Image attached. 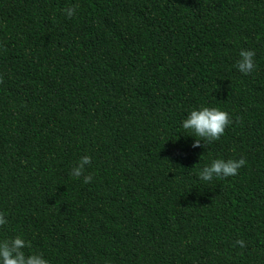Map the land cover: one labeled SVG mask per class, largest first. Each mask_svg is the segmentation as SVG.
<instances>
[{
  "label": "trees",
  "instance_id": "obj_1",
  "mask_svg": "<svg viewBox=\"0 0 264 264\" xmlns=\"http://www.w3.org/2000/svg\"><path fill=\"white\" fill-rule=\"evenodd\" d=\"M201 106L232 123L192 148ZM0 212L49 264H264V0H0Z\"/></svg>",
  "mask_w": 264,
  "mask_h": 264
},
{
  "label": "clouds",
  "instance_id": "obj_2",
  "mask_svg": "<svg viewBox=\"0 0 264 264\" xmlns=\"http://www.w3.org/2000/svg\"><path fill=\"white\" fill-rule=\"evenodd\" d=\"M77 8L78 5L65 8L63 11L67 18H72L76 14ZM255 55L254 49H241L239 59L234 67L243 75H249L256 67ZM231 123L232 118L227 111L218 107L201 106L190 110L181 122V126L183 130L189 133L188 136L194 137L192 148H205L206 144L220 140ZM91 162V156H81L76 165L70 169L69 176L76 180L83 178V183H90L92 177L85 175V172ZM246 163L243 157L212 159L209 164L204 165L197 171V176L203 182L235 176ZM8 223L6 214L0 212V228L7 226ZM235 244L243 246L244 241L236 240ZM25 248L30 249L31 245L22 235L0 240V264H49V260L42 253L31 250L26 253Z\"/></svg>",
  "mask_w": 264,
  "mask_h": 264
}]
</instances>
